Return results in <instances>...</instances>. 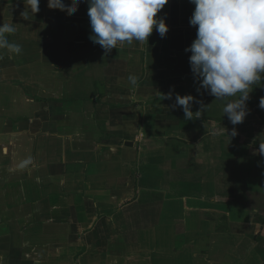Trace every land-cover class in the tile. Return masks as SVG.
<instances>
[{
  "label": "crops",
  "instance_id": "0c3cea01",
  "mask_svg": "<svg viewBox=\"0 0 264 264\" xmlns=\"http://www.w3.org/2000/svg\"><path fill=\"white\" fill-rule=\"evenodd\" d=\"M39 7L24 19V0H0L22 46L0 50V264H264L263 212L239 206L264 195V125L253 92L233 125L197 91L195 5L169 0L166 38L110 53L84 0ZM177 94L208 108L186 120Z\"/></svg>",
  "mask_w": 264,
  "mask_h": 264
},
{
  "label": "clouds",
  "instance_id": "9594fccd",
  "mask_svg": "<svg viewBox=\"0 0 264 264\" xmlns=\"http://www.w3.org/2000/svg\"><path fill=\"white\" fill-rule=\"evenodd\" d=\"M82 0H72L70 5L63 0H48L50 9H58L67 15L78 11ZM92 35L89 39L102 47L106 53L122 49L133 42L145 43L153 32L163 39L169 32L165 17L158 18L169 0H84ZM28 19L39 12L40 0H24ZM195 10L190 25L196 28V39L185 51L191 53L189 63L199 88L204 89L217 101H228L224 114L233 125L242 124L249 114L246 102L253 91L252 86L264 83V0H190ZM16 31L14 24L0 26V50L20 55L22 46L10 42L8 35ZM7 34V35H6ZM2 59V56H0ZM128 81L135 86L136 75H129ZM172 99V94L162 95ZM238 97V99H230ZM194 103H201L191 95L175 96L173 107H182L185 119H199L207 106L192 111ZM259 107L264 110V97ZM224 115V116H225ZM235 128L231 137L237 136ZM229 136V135H228ZM264 155V143L259 146Z\"/></svg>",
  "mask_w": 264,
  "mask_h": 264
},
{
  "label": "trees",
  "instance_id": "16d2710c",
  "mask_svg": "<svg viewBox=\"0 0 264 264\" xmlns=\"http://www.w3.org/2000/svg\"><path fill=\"white\" fill-rule=\"evenodd\" d=\"M253 96L255 98V113L260 117L262 124L264 125V110L259 107V101L261 97H264V83L253 85L252 87ZM240 141V140H239ZM241 143H245L242 141ZM163 144V143H160ZM259 150V148H258ZM261 158L264 163V155H261ZM244 209L247 210H254L255 208H259L261 212H264V195L263 194H256L252 195L249 202L240 203ZM260 221L264 224V220L260 219ZM264 256V255H263Z\"/></svg>",
  "mask_w": 264,
  "mask_h": 264
},
{
  "label": "rangeland",
  "instance_id": "374dc122",
  "mask_svg": "<svg viewBox=\"0 0 264 264\" xmlns=\"http://www.w3.org/2000/svg\"><path fill=\"white\" fill-rule=\"evenodd\" d=\"M237 132H239V131H238V128H237ZM238 169L240 170V168H237V170H238ZM251 193H252V194H251ZM243 194H244V193H242V196H243ZM256 194L259 195V194H262V193H260L259 191L255 192V190H254L253 192L248 193V197H249V195H256ZM249 198H251V196H250ZM249 198H248V199H249ZM239 206H240V204H239ZM263 208H264V207H263ZM251 212L254 214V212H256V210H255V211H252V210H251ZM258 214H259V213H258V211H257V214H255V216L257 215L256 217H258V216H259ZM261 215L264 216V212H263V214H261ZM261 219H263V218H261Z\"/></svg>",
  "mask_w": 264,
  "mask_h": 264
}]
</instances>
